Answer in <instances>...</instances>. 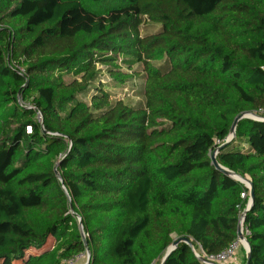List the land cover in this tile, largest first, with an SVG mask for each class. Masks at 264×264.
Returning a JSON list of instances; mask_svg holds the SVG:
<instances>
[{"label": "trees", "instance_id": "trees-1", "mask_svg": "<svg viewBox=\"0 0 264 264\" xmlns=\"http://www.w3.org/2000/svg\"><path fill=\"white\" fill-rule=\"evenodd\" d=\"M244 212L264 264V0H0V264H205Z\"/></svg>", "mask_w": 264, "mask_h": 264}, {"label": "water", "instance_id": "water-1", "mask_svg": "<svg viewBox=\"0 0 264 264\" xmlns=\"http://www.w3.org/2000/svg\"><path fill=\"white\" fill-rule=\"evenodd\" d=\"M242 118H253V119H258V116L254 113V112H246L244 114L239 115L236 119L235 122L233 124L232 130H231V136L229 138V140H231L232 138H234L236 136V127L238 125V122L242 119ZM220 149V147L218 148V150ZM213 162L214 164L220 168L223 172H225L226 174L242 181L243 183L246 184L247 187H249L250 189V199H249V203L248 206L246 208V211H248L254 203V186H253V182L247 178H241L240 176H238L235 172L229 170L228 168H225L223 166H221L218 161L216 160V154L213 155ZM56 173L58 174L59 178L60 174L58 173V171H56ZM244 222H245V212L243 213V215L240 218V222L238 225V235L240 237V239L242 241H244L245 243V247H246V253H247V260H246V264L250 263V259H251V247L250 244L248 242V239L246 238V236L244 235ZM79 226L81 229L82 234L84 235V227H83V222L81 219H79ZM186 242L189 246L193 247V244L191 242V240L187 237L181 238L178 241L174 242V244H172V246L168 249L167 253L165 254V257L162 261V264H165L167 258L171 255V253L176 249L177 245L179 242ZM86 245H87V241H85ZM89 255H91L90 249L87 247V251ZM196 256L203 262V263H208L209 261L207 260V258H205L204 256L199 255L198 253H196Z\"/></svg>", "mask_w": 264, "mask_h": 264}, {"label": "rangeland", "instance_id": "rangeland-1", "mask_svg": "<svg viewBox=\"0 0 264 264\" xmlns=\"http://www.w3.org/2000/svg\"><path fill=\"white\" fill-rule=\"evenodd\" d=\"M149 29H151V28H149ZM139 84H140V85H139V90H141V88H142L141 85L143 84V81H140ZM135 85H136V84H135ZM137 87H138V84H137ZM129 92H130L129 89H123V90H119V89H117V90H116V94H118V96H120V97H123V95H124L125 93L131 94V92H130V93H129ZM140 92H141V91H140ZM41 95H42V97H43L45 100H48V99H49V93H47V92H45V91H42V92H41ZM80 97L83 98L84 95L81 94ZM130 97H131V96H130ZM134 97H135V95H134ZM136 97H138V96H136ZM51 241H52V239L49 240V244L51 243ZM242 248L246 249V247L243 246V245H242V246H239V247L236 249L234 256H232L231 258H229L226 262H224V264H227L231 259H232V260H235V259H236V256L238 255L239 252H241ZM32 252H35V251H32ZM75 259H76V260H75L73 263H71V261H68V262H66L65 264H87L88 261H89V259H90V255L88 254V252H86V253H84V254H82V255H79V256L76 257ZM17 262L19 263V260H16V261H15V263H17Z\"/></svg>", "mask_w": 264, "mask_h": 264}, {"label": "built area", "instance_id": "built-area-1", "mask_svg": "<svg viewBox=\"0 0 264 264\" xmlns=\"http://www.w3.org/2000/svg\"><path fill=\"white\" fill-rule=\"evenodd\" d=\"M243 196H245V194H243ZM247 233H248V230L244 228V235L247 234ZM240 245L245 246V243H244V241H242L240 239V237H238V239L235 242H233L227 249H225L221 253L213 254V255H203L209 261L208 263H205V264H224V262H226L229 258L234 256L236 249ZM75 258L70 260L71 263H73L76 260Z\"/></svg>", "mask_w": 264, "mask_h": 264}, {"label": "crops", "instance_id": "crops-1", "mask_svg": "<svg viewBox=\"0 0 264 264\" xmlns=\"http://www.w3.org/2000/svg\"><path fill=\"white\" fill-rule=\"evenodd\" d=\"M246 252V249H245ZM243 261V253L239 252L235 260H230L227 264H241Z\"/></svg>", "mask_w": 264, "mask_h": 264}]
</instances>
